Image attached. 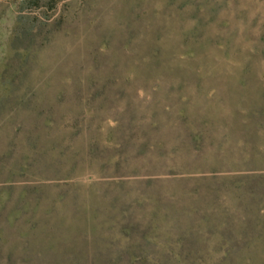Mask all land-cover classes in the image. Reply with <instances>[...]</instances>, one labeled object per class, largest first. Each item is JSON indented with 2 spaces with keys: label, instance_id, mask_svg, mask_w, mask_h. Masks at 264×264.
Returning <instances> with one entry per match:
<instances>
[{
  "label": "rangeland",
  "instance_id": "obj_1",
  "mask_svg": "<svg viewBox=\"0 0 264 264\" xmlns=\"http://www.w3.org/2000/svg\"><path fill=\"white\" fill-rule=\"evenodd\" d=\"M0 264H264V0H0Z\"/></svg>",
  "mask_w": 264,
  "mask_h": 264
}]
</instances>
